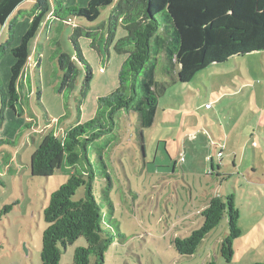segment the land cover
<instances>
[{
  "label": "rangeland",
  "instance_id": "rangeland-1",
  "mask_svg": "<svg viewBox=\"0 0 264 264\" xmlns=\"http://www.w3.org/2000/svg\"><path fill=\"white\" fill-rule=\"evenodd\" d=\"M89 1L64 0V5L84 7ZM118 1L102 8L94 22L48 15L29 45L18 112L3 108L0 98V264H43V234L49 227L45 209L75 169L63 165L50 177H34L31 158L47 134L63 137L66 129L93 119L99 99L118 88L127 59L115 48L128 34L121 23L113 42L107 43ZM35 3L24 0L0 23L1 88L8 87L15 63L12 49L31 24ZM76 26L94 31L98 39V48L87 36L79 41L93 78L86 88V66L76 59L75 87L64 90L58 55L66 52L76 58L71 40ZM163 64L161 58L160 80ZM169 83L151 127L141 128L137 113L120 111L114 130L92 145L94 192L107 213L102 196L109 186L114 204L109 216L114 242L105 264H264V52L212 64L189 83ZM101 147H106L103 160ZM231 194L242 229L233 242L231 261L221 251L230 231L227 213L193 255H181L175 239L203 226L202 212L213 198ZM84 195L82 186L74 199ZM81 246H87L83 236L67 248L61 246L60 264L72 263Z\"/></svg>",
  "mask_w": 264,
  "mask_h": 264
},
{
  "label": "trees",
  "instance_id": "trees-1",
  "mask_svg": "<svg viewBox=\"0 0 264 264\" xmlns=\"http://www.w3.org/2000/svg\"><path fill=\"white\" fill-rule=\"evenodd\" d=\"M23 1L0 0V23L5 24ZM115 1L90 0L84 7H67L64 0H36L31 24L20 44L12 49L15 63L8 87H0L3 108L18 112L22 75L30 56L29 45L48 15L62 21L81 17L94 22L102 8ZM160 16H164L163 21ZM120 23L128 34L115 45L116 51L127 54L118 88L99 99L93 119L66 129L63 137L54 132L47 134L31 158L30 169L34 177H50L63 165L75 169L69 181L52 194L45 209L49 227L43 234V264H60L61 246L67 248L82 236L86 238L87 246L76 249L70 264H105V253L114 242L109 228L114 204L109 186L102 196L108 204L107 213L94 192L97 175L92 145L114 130L120 111L137 113L139 126L149 128L155 123L160 97L170 86V81L189 83L198 72L212 64L224 63L236 55L264 52V0H119L109 19L107 43L113 42ZM14 26L13 23L9 43L14 36ZM95 34L76 26L71 35L76 58L66 52L58 55L64 90L75 87L79 74L76 59L86 66L85 86H90L93 70L79 41L82 36H87L92 39V47L98 48ZM161 58L164 78L160 80L157 69ZM98 149L103 160L106 147ZM104 174L110 182L109 172L104 171ZM82 186L85 187L84 197L74 199ZM8 207L6 205L5 209ZM226 213L230 231L221 251L224 258L231 261L233 242L242 233L234 194L227 198L218 196L209 202L202 212L203 226L189 237L175 239L178 252L184 256L193 255Z\"/></svg>",
  "mask_w": 264,
  "mask_h": 264
},
{
  "label": "crops",
  "instance_id": "crops-1",
  "mask_svg": "<svg viewBox=\"0 0 264 264\" xmlns=\"http://www.w3.org/2000/svg\"><path fill=\"white\" fill-rule=\"evenodd\" d=\"M19 8H20V5H19V7L16 9V10H19ZM157 114V113H156Z\"/></svg>",
  "mask_w": 264,
  "mask_h": 264
},
{
  "label": "built area",
  "instance_id": "built-area-1",
  "mask_svg": "<svg viewBox=\"0 0 264 264\" xmlns=\"http://www.w3.org/2000/svg\"><path fill=\"white\" fill-rule=\"evenodd\" d=\"M211 158V157H210Z\"/></svg>",
  "mask_w": 264,
  "mask_h": 264
}]
</instances>
